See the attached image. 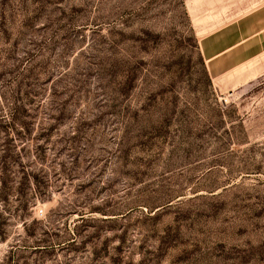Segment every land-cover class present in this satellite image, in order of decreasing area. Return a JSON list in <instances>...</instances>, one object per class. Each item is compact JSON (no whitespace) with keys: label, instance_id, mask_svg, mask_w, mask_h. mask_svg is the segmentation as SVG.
<instances>
[{"label":"rangeland","instance_id":"obj_1","mask_svg":"<svg viewBox=\"0 0 264 264\" xmlns=\"http://www.w3.org/2000/svg\"><path fill=\"white\" fill-rule=\"evenodd\" d=\"M263 26L264 0H0V264H264V51L224 55Z\"/></svg>","mask_w":264,"mask_h":264},{"label":"crops","instance_id":"obj_2","mask_svg":"<svg viewBox=\"0 0 264 264\" xmlns=\"http://www.w3.org/2000/svg\"><path fill=\"white\" fill-rule=\"evenodd\" d=\"M259 46H262L263 49H260ZM260 51H264V26L255 36H247L239 42L227 47L224 50V55L228 56L232 54L234 57L233 60H238L244 56L250 58L251 56L261 53ZM243 60L244 59L241 61L243 62ZM241 61H239V63Z\"/></svg>","mask_w":264,"mask_h":264},{"label":"bare ground","instance_id":"obj_3","mask_svg":"<svg viewBox=\"0 0 264 264\" xmlns=\"http://www.w3.org/2000/svg\"><path fill=\"white\" fill-rule=\"evenodd\" d=\"M257 5H258V4H254L252 7H254V8H255V7H257Z\"/></svg>","mask_w":264,"mask_h":264}]
</instances>
